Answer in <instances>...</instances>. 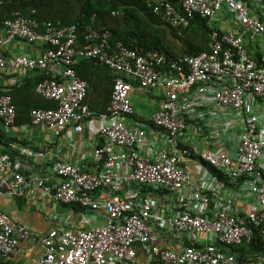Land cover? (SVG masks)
Instances as JSON below:
<instances>
[{"label":"built area","instance_id":"obj_1","mask_svg":"<svg viewBox=\"0 0 264 264\" xmlns=\"http://www.w3.org/2000/svg\"><path fill=\"white\" fill-rule=\"evenodd\" d=\"M148 6L174 28L199 16L226 33L213 35L209 52L175 59L112 45L110 31L92 27L46 23L40 30L22 17L3 22L0 73L47 72L53 79L38 83L37 93L58 103L56 109H33L22 132L41 126L65 133L73 144L72 134L97 119L104 143L95 146L89 168L59 147L52 164L27 148L16 157L0 152V196L42 195L85 209V226L97 221L95 212L107 221L90 229L67 222L38 237L0 210L1 258L10 260L30 239L44 250L35 264H138L139 248L146 264H233L222 249L258 235L264 253V57L257 62L246 49L253 45L264 55V0H150ZM80 34L92 46L81 49ZM14 40L43 50L36 58H8L4 50ZM83 58H97L122 75L106 112L96 114L86 103L88 84L74 69ZM135 90L159 92L149 125L131 120ZM16 121L12 97L0 95V128L9 131ZM25 156L42 169L39 174L21 171ZM256 264H264V255Z\"/></svg>","mask_w":264,"mask_h":264},{"label":"trees","instance_id":"obj_2","mask_svg":"<svg viewBox=\"0 0 264 264\" xmlns=\"http://www.w3.org/2000/svg\"><path fill=\"white\" fill-rule=\"evenodd\" d=\"M148 1L150 0H0V28L4 30L5 20L22 17L38 23L40 30H44L46 23H53L62 27L75 25L81 31L89 27L101 32L110 31L112 45L120 43L132 50H158L176 58L195 56L210 50L211 28L207 20L196 19L188 27L174 28L148 6ZM169 1L175 3V0ZM87 46L92 44H87L80 34L79 47L84 49ZM74 69L79 78L88 84L86 103L97 114L105 112L111 101L114 82L122 75L97 58L80 59ZM32 73L36 77L26 79L22 85L0 90V95H9L13 99L17 108L16 126L30 125L33 109L49 110L58 107L57 102L45 99L36 90L38 83L53 79L52 75L41 71ZM126 80L129 81L127 78ZM2 153L12 154V151L4 150ZM61 205L75 213L85 211L74 204ZM231 249L239 260H243L248 256L261 254L262 245L256 240Z\"/></svg>","mask_w":264,"mask_h":264},{"label":"crops","instance_id":"obj_3","mask_svg":"<svg viewBox=\"0 0 264 264\" xmlns=\"http://www.w3.org/2000/svg\"><path fill=\"white\" fill-rule=\"evenodd\" d=\"M0 35H5L2 28H0ZM4 51L8 58L17 55H27L36 58L41 54L42 47L14 40L5 47ZM33 77H36L34 73L25 74L20 72L17 76L0 73V90H7L16 85H22L23 81ZM139 95L141 93L135 90L132 96L135 105V119L145 120L157 109L158 104L152 98H148L145 101L148 105H139ZM146 107H149L151 110L152 108L154 109L151 114L144 112V109H147ZM86 125L88 126L80 135L76 133L72 134L71 137L75 141L73 144L66 142L65 133L53 134L41 126L30 128L28 133L22 132L20 126H15L9 131L0 128V152L4 150L11 151L12 146H14L15 149L12 151V154L16 157L22 148H27L30 151L44 154V161L52 164L55 158H57L56 153L59 147L63 151L62 155L64 157L71 158V161L79 166L88 165L87 168H89L93 161L92 152L98 142L100 122L95 119ZM6 144H8V147H6ZM22 162L24 163L23 171L26 176L37 175L42 170L34 165L36 162L32 160V157L25 156L22 158ZM43 164L45 163L41 162L40 166ZM0 210L5 212L12 221L22 223L35 231L38 237L55 228H67V222L75 229H90L95 227L97 223L100 226L106 223V215L103 212H97L92 213L96 216L97 221L92 222L90 226H85L81 223L80 212H72V209L64 207L42 195H36V198L30 200L0 196ZM167 241L168 246H172L173 248L178 247L175 241ZM43 251V247L38 239H30L21 243L18 253L11 260L0 258V264H5L9 261V264H35L42 256ZM139 259L142 262L146 260V255L141 248H139Z\"/></svg>","mask_w":264,"mask_h":264},{"label":"clouds","instance_id":"obj_4","mask_svg":"<svg viewBox=\"0 0 264 264\" xmlns=\"http://www.w3.org/2000/svg\"><path fill=\"white\" fill-rule=\"evenodd\" d=\"M196 19H203V20H206V19H204V18H201V17H195L193 20H191V22H193V21H195ZM191 22H190V24H191ZM208 22V21H207ZM189 24V25H190ZM209 24V23H208ZM188 27V26H187ZM209 27H210V25H209ZM183 28H185V27H183ZM211 28V27H210ZM215 33H217L218 35H219V37L220 36H222V35H224L225 33H226V29H222V28H219L218 26L215 28V29H213V28H211V41L213 40V35L215 34ZM211 41H210V43H211ZM247 53H248V56L249 57H251L253 60H255V61H257V62H261V60L263 59V57H264V55L263 54H260V53H258V51L257 50H255L254 48H253V45H247ZM210 51V50H209ZM208 51V52H209ZM203 53V52H202ZM201 54V53H200ZM200 54H198V55H200ZM198 55H195V56H198ZM195 56H183V57H179V58H184V57H195ZM170 57H173V56H170ZM173 58H175V59H179V58H176V57H173ZM115 83V82H114ZM113 89H114V87H113ZM134 92V91H133ZM139 92V91H138ZM156 92V91H155ZM155 92H153V93H145V92H140V93H144V94H146L149 98H152V100L155 102V103H157L158 104V106H159V96L158 97H156L155 95H154V93ZM113 93V92H112ZM132 96H133V94H132ZM133 98V97H132ZM133 101V100H132ZM134 103V102H133ZM110 105V104H109ZM109 107V106H108ZM134 107H135V105H134ZM158 108V107H157ZM108 109V108H107ZM157 110V109H156ZM155 110V111H156ZM107 111V110H106ZM105 111V112H106ZM101 113H103V112H101ZM97 114V113H96ZM98 114H100V113H98ZM153 114V113H152ZM135 115V114H134ZM133 115V116H134ZM132 116V118H131V120L132 121H137L138 123H141V124H150V122L148 121L149 120V118H147V119H145V120H136L135 119V117H133ZM103 143H104V141H103V139H101L100 137H99V134H98V142H97V144H96V146L97 145H103ZM201 165H200V163L199 164H195L194 165V167H192L193 169H192V171H193V174L195 175V174H197V171H198V169H199V167H200ZM95 213H97V212H95ZM107 221V220H106ZM106 224V223H105ZM98 225V223L96 224V226ZM95 226V227H96ZM98 226H100V225H98ZM101 226H104V225H101ZM93 228V227H92ZM258 242H260V238H259V235L257 236V239H256ZM255 240V241H256ZM254 242V241H253ZM253 242H251V243H253ZM245 243H247V242H245ZM244 244V243H243ZM243 244H241V245H243ZM241 245H239V246H241ZM262 245V244H261ZM170 247H172V246H170ZM232 247H237V246H230L229 247V249H222L223 251V253L224 254H227V255H230V256H233L234 257V263L233 264H256V262L260 259V257H262L263 255H264V253H263V250H262V252H261V254H259V255H255V256H248L246 259H243V260H239V258L236 256V255H234L233 253L234 252H232ZM173 248V247H172ZM175 249V248H174ZM177 249V248H176ZM138 252H139V249H138ZM1 258V257H0ZM13 258V257H12ZM11 258V259H12ZM2 259H4V258H2ZM10 259V260H11ZM4 260H6V259H4ZM138 264H144L145 262H147L148 261V258H146V260L144 261V262H142V261H140V259H139V255H138ZM146 264V263H145Z\"/></svg>","mask_w":264,"mask_h":264},{"label":"rangeland","instance_id":"obj_5","mask_svg":"<svg viewBox=\"0 0 264 264\" xmlns=\"http://www.w3.org/2000/svg\"><path fill=\"white\" fill-rule=\"evenodd\" d=\"M154 95H155L156 97H158V96H159V92L156 91V92L154 93ZM134 97H135V95H134ZM138 97H139V105H148V104L145 102L146 99L149 98L146 94L141 93V95H139ZM146 108H147L148 110H147V109H144V112L149 113V114H151L152 111L154 110L153 108H152V110L149 109V107H146Z\"/></svg>","mask_w":264,"mask_h":264}]
</instances>
